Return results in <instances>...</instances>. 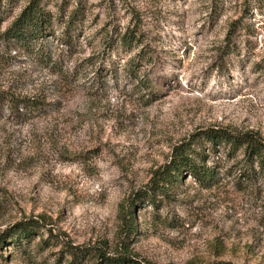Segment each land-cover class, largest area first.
Masks as SVG:
<instances>
[{"label": "rangeland", "instance_id": "374dc122", "mask_svg": "<svg viewBox=\"0 0 264 264\" xmlns=\"http://www.w3.org/2000/svg\"><path fill=\"white\" fill-rule=\"evenodd\" d=\"M30 1L0 0V264H264V168L193 141L264 139V0H38L45 38L23 44ZM187 143L215 180L167 188Z\"/></svg>", "mask_w": 264, "mask_h": 264}, {"label": "trees", "instance_id": "16d2710c", "mask_svg": "<svg viewBox=\"0 0 264 264\" xmlns=\"http://www.w3.org/2000/svg\"><path fill=\"white\" fill-rule=\"evenodd\" d=\"M47 21L41 11H39V1L31 0L29 6L23 11L21 16L13 23L10 30L6 33L9 38L15 39L17 42L27 44L33 40L44 39V32L47 25ZM42 58V57H40ZM45 60V58H42ZM154 93L153 91H151ZM23 106L27 111L33 113L41 109L39 102L24 100ZM16 104L14 109H18ZM195 138L193 141L196 143L198 140H202L211 144L212 146L230 147L231 151L243 152L248 163L257 160L262 168H264V139L262 136L254 131L246 133H235L228 129H209L202 131L198 135H193ZM192 143L183 144L176 148V151L171 159V163L165 167L164 171H161L157 176V180L163 182L167 188H172L180 183L182 176L185 173H189L190 176L195 178L204 186L208 187L214 180L213 172L206 168L204 165L194 162L190 154H197L190 145ZM145 195V192H142ZM140 195V194H139ZM137 204V202H136ZM135 202L131 203V213L125 220L130 224L132 214L136 207ZM39 224L35 221L21 222L11 227L6 233L8 238H15L16 241L24 238H29L33 231H38ZM86 254H91V251L87 248H73L70 255L73 256V261L70 264H76V261L81 260ZM129 261L127 257H119L117 259L107 257L105 254L99 255L98 264H126ZM223 264V263H222Z\"/></svg>", "mask_w": 264, "mask_h": 264}]
</instances>
